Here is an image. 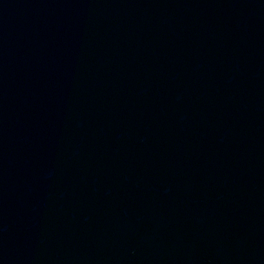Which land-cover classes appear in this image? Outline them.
<instances>
[{
    "label": "water",
    "instance_id": "water-1",
    "mask_svg": "<svg viewBox=\"0 0 264 264\" xmlns=\"http://www.w3.org/2000/svg\"><path fill=\"white\" fill-rule=\"evenodd\" d=\"M0 264H264V0H0Z\"/></svg>",
    "mask_w": 264,
    "mask_h": 264
}]
</instances>
